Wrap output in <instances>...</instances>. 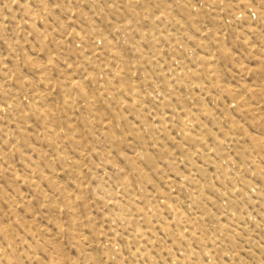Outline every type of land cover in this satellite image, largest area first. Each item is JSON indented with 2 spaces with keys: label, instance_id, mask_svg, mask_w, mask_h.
<instances>
[{
  "label": "rangeland",
  "instance_id": "374dc122",
  "mask_svg": "<svg viewBox=\"0 0 264 264\" xmlns=\"http://www.w3.org/2000/svg\"><path fill=\"white\" fill-rule=\"evenodd\" d=\"M0 264H264V0H0Z\"/></svg>",
  "mask_w": 264,
  "mask_h": 264
}]
</instances>
